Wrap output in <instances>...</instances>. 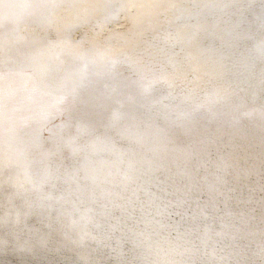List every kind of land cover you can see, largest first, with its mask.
<instances>
[{
    "label": "clouds",
    "instance_id": "9594fccd",
    "mask_svg": "<svg viewBox=\"0 0 264 264\" xmlns=\"http://www.w3.org/2000/svg\"><path fill=\"white\" fill-rule=\"evenodd\" d=\"M264 264V0H0V264Z\"/></svg>",
    "mask_w": 264,
    "mask_h": 264
},
{
    "label": "bare ground",
    "instance_id": "6f19581e",
    "mask_svg": "<svg viewBox=\"0 0 264 264\" xmlns=\"http://www.w3.org/2000/svg\"><path fill=\"white\" fill-rule=\"evenodd\" d=\"M58 238H51L49 248L38 251L34 256L26 258L24 264H76L70 253L64 250L55 251Z\"/></svg>",
    "mask_w": 264,
    "mask_h": 264
}]
</instances>
